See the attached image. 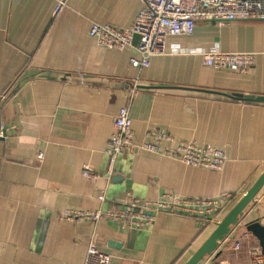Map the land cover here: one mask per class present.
<instances>
[{
  "label": "crops",
  "instance_id": "1",
  "mask_svg": "<svg viewBox=\"0 0 264 264\" xmlns=\"http://www.w3.org/2000/svg\"><path fill=\"white\" fill-rule=\"evenodd\" d=\"M59 1L0 0V264H84L94 234L112 264H186L264 173V103L226 96L264 97V22H198L192 36L171 38L170 54L140 70L130 64L131 52L99 47L89 30L92 23L131 27L141 0H66L56 15ZM176 47L255 53L256 65L248 74L216 71L200 55H172ZM136 80L134 146L110 178L106 150ZM160 132L175 140L166 148L179 141L228 146L231 159L214 172L140 147ZM85 166L96 178L83 176ZM165 193L234 197L211 222L162 214L141 231L107 219L95 226L58 218L65 210L107 212L126 196L144 201ZM253 221L264 226V188L208 255L210 264H250L258 239L233 248Z\"/></svg>",
  "mask_w": 264,
  "mask_h": 264
},
{
  "label": "built area",
  "instance_id": "2",
  "mask_svg": "<svg viewBox=\"0 0 264 264\" xmlns=\"http://www.w3.org/2000/svg\"><path fill=\"white\" fill-rule=\"evenodd\" d=\"M141 3V10L131 27L119 29L109 24L92 23L89 30L90 37L99 47L131 52L134 56L131 57L130 64L140 70L149 68L152 58L170 54L168 41L171 38L192 36L198 22L216 21L220 25L246 21L264 22V0H141ZM65 8L66 0H60L55 14L61 13ZM171 54H197L202 57L206 66L216 71L234 70L242 74H248L256 65L257 59L255 53H227L219 48L212 52H195L176 47L172 48ZM140 86L138 80L134 81L127 93L126 105L119 110L115 119L116 133L106 150L110 178L118 158L125 150L134 146L131 109ZM174 141L167 133L160 132L152 142L144 143L140 147L186 166L214 172H221L231 159V148L228 146L220 148L179 141L175 149L165 147V142ZM82 174L89 179L96 178L88 166L84 167ZM233 197L222 195L208 199H188L175 193H165L157 200L140 201L126 196L116 201L115 206L107 212L65 210L58 218L68 222L87 220L95 226L101 220L107 219L122 230L141 231L152 228L162 214L187 215L211 222L226 210ZM99 199L104 202L105 195H101ZM251 237V233H244L234 242L233 249L239 251L243 242L249 241ZM249 256L250 264H264V253L260 246L251 247ZM211 261L212 256H208L204 264H210ZM84 264H112L110 255L99 250L96 234L88 246ZM125 264L137 263L127 261Z\"/></svg>",
  "mask_w": 264,
  "mask_h": 264
},
{
  "label": "water",
  "instance_id": "3",
  "mask_svg": "<svg viewBox=\"0 0 264 264\" xmlns=\"http://www.w3.org/2000/svg\"><path fill=\"white\" fill-rule=\"evenodd\" d=\"M236 101L264 103V97L253 95L232 94L226 95ZM116 179H113V182ZM264 188V173L258 178L254 185L236 203L226 217L217 224L216 229L202 246L194 253L186 264H200L204 258L214 253L219 243L222 242L231 232V228L238 224L239 218L243 215L249 205L255 200L260 191ZM247 231L259 240L264 253V226L259 221H253L247 225Z\"/></svg>",
  "mask_w": 264,
  "mask_h": 264
},
{
  "label": "rangeland",
  "instance_id": "4",
  "mask_svg": "<svg viewBox=\"0 0 264 264\" xmlns=\"http://www.w3.org/2000/svg\"><path fill=\"white\" fill-rule=\"evenodd\" d=\"M236 204H234L233 206H235Z\"/></svg>",
  "mask_w": 264,
  "mask_h": 264
},
{
  "label": "trees",
  "instance_id": "5",
  "mask_svg": "<svg viewBox=\"0 0 264 264\" xmlns=\"http://www.w3.org/2000/svg\"><path fill=\"white\" fill-rule=\"evenodd\" d=\"M217 225H215V227H216Z\"/></svg>",
  "mask_w": 264,
  "mask_h": 264
}]
</instances>
